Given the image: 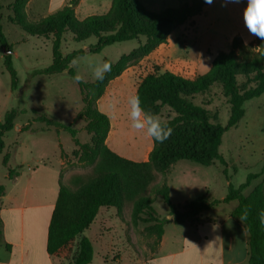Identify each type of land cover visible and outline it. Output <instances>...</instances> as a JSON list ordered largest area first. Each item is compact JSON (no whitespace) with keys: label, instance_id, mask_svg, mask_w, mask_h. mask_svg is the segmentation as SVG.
<instances>
[{"label":"trees","instance_id":"obj_1","mask_svg":"<svg viewBox=\"0 0 264 264\" xmlns=\"http://www.w3.org/2000/svg\"><path fill=\"white\" fill-rule=\"evenodd\" d=\"M29 1L13 0L11 5L17 14L13 22L28 35L53 37V62L47 68L31 72L28 84L35 76H53L65 71L74 79L76 73L70 65L79 56L100 53L104 47L116 43L141 37L146 39L143 45L123 56L118 62L106 60L111 63L112 69L106 73L103 81L97 80L92 84L84 81L78 83L84 95V114L87 121L85 130L92 135L91 143L83 144L78 140V130L73 124H64L47 114H39L34 118V122L44 123L46 128L31 133L45 132L48 129H54L57 133H68L81 150L80 160L93 165L91 177H78L68 183L60 181L59 195L48 230V254L71 261L72 264H91L94 259V247L84 233L94 223L102 208H120L125 202H132L135 219L148 215L145 220L154 223L158 246L166 224L196 223L202 212L235 202L236 205L231 211L234 218L242 221L240 216L244 214L245 209L248 210V218L242 221L249 233L248 264H264V227L259 219V213L264 211V177L248 196L244 195L245 189L252 181L264 175V167L260 173L250 174L247 181L237 188L226 176L225 170L228 191L224 199L212 200L209 194L205 193L181 206L173 204L167 184H155L154 175V171L168 173L173 164L182 160L204 167L213 165L215 161L227 166L226 160L219 152L224 134L237 127L245 117L244 104L264 94V40L256 37L254 42L246 44L240 36H236L231 49L228 52H220L212 60L210 69L194 78L171 72H154L145 76L136 90L142 107L145 111L158 115L161 108L169 107L175 116L165 122L173 129L171 137L164 143L152 140L154 147L149 160L136 162L118 155L109 148L107 138L111 123L107 115L96 109V104L112 81L159 46L167 43L176 29L201 15L211 4L205 3V0H191L178 8L154 12L147 9L140 0H112L107 13L90 15L79 20L75 10L78 2L70 0L59 11L43 18L37 24H31L22 13ZM2 10L3 6L0 4V47L5 53L4 67L11 76V88L15 92L19 86L12 58L13 45L4 33ZM66 32H71L77 42L95 38L97 44L64 56L61 43ZM216 84L223 88L231 106L226 126L217 122V116H212L208 110L193 102L196 95L208 92ZM25 113V110L19 112L17 109L6 112L3 122L0 123V156L5 149L6 134L15 128L18 116ZM88 152L92 154L90 160L86 159ZM16 175L17 171H8L10 179ZM151 187L169 207L170 219L155 216L154 200L148 193ZM4 193L5 187L0 186V197ZM1 228L0 221V241Z\"/></svg>","mask_w":264,"mask_h":264},{"label":"rangeland","instance_id":"obj_2","mask_svg":"<svg viewBox=\"0 0 264 264\" xmlns=\"http://www.w3.org/2000/svg\"><path fill=\"white\" fill-rule=\"evenodd\" d=\"M140 1L150 11L161 12L166 8L181 7L191 0ZM12 2L13 0H0L3 6L1 14L4 33L9 43L13 45L12 58L17 71L19 88L15 92L12 91L11 76L3 63L5 53L0 47V123L3 122L6 112L11 109H17L19 112L25 110L26 113L18 116L15 128L5 136V149L0 156V186H10V180L7 178L10 169L27 172L29 165H35L32 158L41 159V155L44 154L50 157L52 167L55 169L59 163L55 152H60L59 156L65 161L64 170L70 172L64 183L78 177H91L93 165L80 160L81 150L68 133H57L54 129L31 133V131L46 128L44 123L34 122V118L39 114H47L64 124H73L78 130L77 138L81 143H91L92 140V135L85 130L87 121L84 114L86 108L84 95L78 83L69 76L67 71L53 76H35L28 84L31 72L47 68L52 64L53 37L31 36L25 33L13 22L17 14L11 5ZM88 2L90 4H86L82 11L76 12L79 20H83L87 15L107 13L112 0H88ZM28 3L22 11L27 22L37 24L49 16L43 5L36 6L34 13L28 9ZM246 6L247 0L228 3H225V0H215L201 15L194 17L192 19L194 21L191 20L176 29L167 43L136 62L119 79H115L108 85L105 94L96 104V109L109 117L111 134L107 144L112 151L133 161L147 162L149 160L150 152L154 147L153 141L143 132H137L131 128L128 97L136 94L142 79L154 72H171L186 78H194L206 73L210 69L212 60L218 55L217 49L223 47V44L225 47L228 45L226 32L231 30L232 25L243 16ZM209 31L217 38L214 45L204 47L199 41L198 34ZM145 42L146 39L141 37L137 40L106 46L100 53L79 56L70 67L75 70L76 75L79 73L83 76L84 82L92 84L97 81L92 76L93 66L106 60L116 63ZM95 44H97L95 38L77 42L71 32H66L62 38L61 52L65 56ZM193 102L208 110L212 116H217L218 123L227 125L231 106L229 98L225 96L220 85L216 84L208 92L196 95ZM113 103L114 110L110 107ZM244 109L245 117L237 127L224 134L219 149L227 166L215 161L211 167L206 168L187 161L190 167L189 174H185L184 170H172L168 178L174 193L178 191L174 194V199L182 198L179 196L182 188L179 179L184 175L189 177L192 175L199 183L210 181L212 183L210 195L217 199L223 193V185L227 181L222 173L223 169L226 170V176L231 179V183L236 188L244 184L250 174H257L263 170L264 94L247 101ZM159 116L166 122L172 119L175 113L169 107H163L160 109ZM144 150H146L145 156ZM91 155L88 152L86 159L90 160ZM154 175H156L155 184L159 186L167 184L165 179L167 173L154 171ZM263 177L264 175L252 181L251 185L245 189L244 195L248 196L260 184ZM148 193L154 200L155 216L166 218L170 214V209L162 197L156 195L152 187L149 188ZM202 194L203 192L194 190L189 192L192 199ZM105 210L107 213L102 215L105 223L99 224L98 218L85 232L93 243L95 252L93 264H100L103 259L106 264H109L108 261L112 257L121 264H139L138 259L142 258L145 252L156 251L157 232L153 229L154 223L145 220L148 215L135 219L132 202H125L120 208ZM7 257L6 249L0 245V260H5ZM102 264L105 263L102 262Z\"/></svg>","mask_w":264,"mask_h":264},{"label":"crops","instance_id":"obj_3","mask_svg":"<svg viewBox=\"0 0 264 264\" xmlns=\"http://www.w3.org/2000/svg\"><path fill=\"white\" fill-rule=\"evenodd\" d=\"M76 1L78 2L75 9L77 13L79 10L82 11L86 4H90L88 0ZM69 2L70 0H30L28 9L35 13L36 6L40 4L43 5L47 14L51 15ZM88 16L90 15L86 17ZM232 26V29L226 32L228 45L225 44V47L223 44V47L218 48L217 54L228 52L236 36H240L246 44L256 40V37L250 34L245 26L243 16ZM198 36L204 47L214 45L217 38L210 31L198 34ZM110 134L111 131L108 137ZM143 153L145 156L146 150ZM55 154L59 161L56 165L58 167H55V169L52 167L53 163L50 161V157L44 154L41 155V159L32 158L35 165H29L27 172L17 171L18 175L13 179H10L7 175L11 184L10 186H4L5 193L0 197V221L2 225L0 245L6 249L8 257L5 260H0V264H72L71 261L59 259L47 252L48 230L59 195L60 181L65 182L70 175V172L64 170L65 161L59 156L60 152H55ZM175 169L184 170L185 174L190 173V167L186 160L173 164L169 169L165 179L173 204L181 206L187 201L194 200L189 196L191 190L203 192L202 195L208 193L211 199H216L210 195L212 183L210 181L199 183L192 175L190 177L184 175L179 179L182 187L179 196L182 198L179 200L174 199V194L178 191L174 193L168 176ZM222 173H224V169ZM225 183L223 193L216 200H222L226 197L228 182L225 181ZM232 203L234 204L232 205ZM232 203L202 212L196 223L166 224L156 251L153 253L145 252L143 257L138 259V263L248 264L249 233L246 225L231 215V211L236 205L235 202ZM105 209L111 208L100 209L96 217V220L99 218L98 221L101 225L105 223L102 219V215L107 213ZM166 219H170V214ZM113 258L109 259V264L119 263ZM102 262L106 264L104 259L101 260L100 264ZM91 264H93V261Z\"/></svg>","mask_w":264,"mask_h":264},{"label":"clouds","instance_id":"obj_4","mask_svg":"<svg viewBox=\"0 0 264 264\" xmlns=\"http://www.w3.org/2000/svg\"><path fill=\"white\" fill-rule=\"evenodd\" d=\"M228 2H239V0H225ZM205 3L212 4L213 0H205ZM244 23L250 34L264 40V0H247V6L243 13ZM112 65L110 62H102L96 64L92 68V76L98 81H103L106 73L110 72ZM79 83L83 81V76L79 73L74 77ZM128 105L130 107L129 117L131 120V128L137 132H143L154 142L164 143L168 140L173 129L162 121L158 114L145 111L142 107V101L138 93L128 97ZM113 110L115 104L110 106ZM248 218V210H244V214L240 216L242 221ZM260 224L264 227V211L259 213Z\"/></svg>","mask_w":264,"mask_h":264},{"label":"built area","instance_id":"obj_5","mask_svg":"<svg viewBox=\"0 0 264 264\" xmlns=\"http://www.w3.org/2000/svg\"><path fill=\"white\" fill-rule=\"evenodd\" d=\"M114 264H120V263H114Z\"/></svg>","mask_w":264,"mask_h":264}]
</instances>
